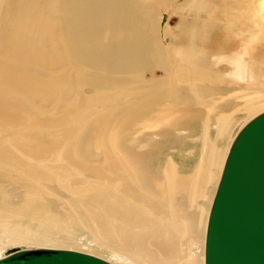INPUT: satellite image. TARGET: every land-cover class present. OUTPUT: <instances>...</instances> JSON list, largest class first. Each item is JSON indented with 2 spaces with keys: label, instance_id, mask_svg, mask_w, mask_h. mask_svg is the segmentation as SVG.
<instances>
[{
  "label": "bare ground",
  "instance_id": "1",
  "mask_svg": "<svg viewBox=\"0 0 264 264\" xmlns=\"http://www.w3.org/2000/svg\"><path fill=\"white\" fill-rule=\"evenodd\" d=\"M155 1L0 0V258L204 264L227 151L264 110V0H170L194 19L174 45Z\"/></svg>",
  "mask_w": 264,
  "mask_h": 264
},
{
  "label": "water",
  "instance_id": "2",
  "mask_svg": "<svg viewBox=\"0 0 264 264\" xmlns=\"http://www.w3.org/2000/svg\"><path fill=\"white\" fill-rule=\"evenodd\" d=\"M0 264H113L79 250L14 247ZM204 264H264V110L237 132L210 205Z\"/></svg>",
  "mask_w": 264,
  "mask_h": 264
},
{
  "label": "rangeland",
  "instance_id": "3",
  "mask_svg": "<svg viewBox=\"0 0 264 264\" xmlns=\"http://www.w3.org/2000/svg\"><path fill=\"white\" fill-rule=\"evenodd\" d=\"M156 1L155 2L158 4V10H157V12L159 13L161 11V12L164 13V15L162 17L163 18V22H162L163 24H161V26H160L161 29H159L158 37L161 38L160 40H163L164 39L163 41H165V43L167 45L168 44L169 45H174L175 42H176V40H178L177 37L182 32V30L184 28H186L187 26H190V25L193 24V22H194L193 16L192 15H189L188 16L186 13L183 12L184 10L182 8H175L174 7V8H168V10L164 11V7L166 6L167 3H170V0H156ZM177 1H178L179 5H181V4L183 5L184 2H185V0H177ZM146 3H147V1H146ZM169 9H170V11H169ZM178 12H180V13H178ZM152 13L153 12L151 11V14ZM150 15H149V17H150ZM155 20H156V18H155ZM151 27H153V25H151V24H150V26L148 25V29H152ZM168 34H170V35H168ZM163 35H164V37H163ZM178 42L180 43L181 40H178ZM150 54L152 55L153 53L150 52ZM148 58H150V57H148ZM154 63H152V65H151V68H152L151 69V72H152L153 77L156 80H158V81L159 80L161 81V79H163V78H167V75L168 74L166 72H164L163 70H161L160 68L157 69L158 67L156 66V64L154 65ZM151 72H147V74H146L147 77H151ZM173 74L174 73H170V80H171ZM156 77L157 78L159 77V79H157ZM168 77H169V75H168ZM167 79H169V78H167ZM160 81H159V83H160ZM231 108H232V106L231 107H224V109H231ZM196 109H197V107L195 108V110ZM199 109H201L200 106H199ZM197 111H199V110L197 109ZM178 141L179 140L175 141L174 144H170V145L174 146L175 148L171 147V150H170V149L167 148L168 147L167 146L166 148L162 149L163 152H165V154L167 156H169L171 158H174L176 160V162L179 163L180 166L182 165L181 167H185V168H188V167L190 168L191 167L192 168L193 165L195 164V162H197L196 156L192 155L189 152L192 149V146H191L192 143H190L189 140H181L182 143H181V141H179V142ZM149 142L152 143V141H149ZM140 144L138 145V143H135V144L132 145V148L133 149H136L135 151L137 153L143 152L142 151L143 148L146 150L150 146V145L148 146L147 141L144 142V145L145 144H147V145L145 147H143V148H142V146H140ZM84 248H86V247H84ZM108 257H112V256L108 254Z\"/></svg>",
  "mask_w": 264,
  "mask_h": 264
}]
</instances>
